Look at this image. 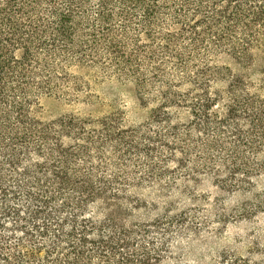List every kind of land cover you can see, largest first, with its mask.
Wrapping results in <instances>:
<instances>
[{"label":"trees","instance_id":"1","mask_svg":"<svg viewBox=\"0 0 264 264\" xmlns=\"http://www.w3.org/2000/svg\"><path fill=\"white\" fill-rule=\"evenodd\" d=\"M254 50L264 53V0H0V264L166 260L165 225L127 220L131 211L123 201L137 179L102 171L105 147L121 158L139 151L134 134L115 123L35 119L39 98L54 92L56 62L106 58L119 73L135 77L140 64L158 57L185 71L188 61L198 60L186 80L192 89L179 99L161 91L162 103L188 104L199 132L213 129L218 137L230 130L233 148L223 166L245 175L254 170L249 159L264 151V68L257 83L246 74ZM220 54L232 57L245 75L213 69ZM221 80L227 88L211 92ZM164 112H153V120L170 123ZM205 147L224 150L218 139ZM237 147L250 158L240 157ZM216 162L204 159L203 165ZM215 264L264 260L223 257Z\"/></svg>","mask_w":264,"mask_h":264},{"label":"rangeland","instance_id":"2","mask_svg":"<svg viewBox=\"0 0 264 264\" xmlns=\"http://www.w3.org/2000/svg\"><path fill=\"white\" fill-rule=\"evenodd\" d=\"M252 59L254 66L246 74L251 83H257L264 53L254 50ZM62 61L55 63L57 70L51 74L54 92L39 98L35 119L42 124L115 123L121 131L134 134L139 151L121 158L109 144L104 148L102 171L137 179L123 201L131 211L127 220L165 225L168 249L163 264H215L223 257L264 260V151L249 159L254 169L250 174L241 170L232 174L222 162L233 148L230 130L218 137L213 129L199 132L191 123L194 118L188 104L162 103L161 91L175 92L179 99L192 89L186 80L200 64L198 60L188 61L185 71L158 57L140 64L135 77L119 73L106 58ZM159 62L162 70L155 78L153 69ZM210 66L245 75L227 54L215 57ZM227 86L221 80L210 91H224ZM158 110L169 114L170 123L153 120ZM215 139L224 146L219 153L205 147ZM237 148L240 157L250 158L246 150ZM210 158L217 162L205 168L203 160Z\"/></svg>","mask_w":264,"mask_h":264}]
</instances>
